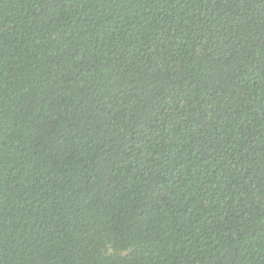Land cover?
I'll list each match as a JSON object with an SVG mask.
<instances>
[{
  "label": "trees",
  "instance_id": "trees-1",
  "mask_svg": "<svg viewBox=\"0 0 264 264\" xmlns=\"http://www.w3.org/2000/svg\"><path fill=\"white\" fill-rule=\"evenodd\" d=\"M0 264H264V0H0Z\"/></svg>",
  "mask_w": 264,
  "mask_h": 264
}]
</instances>
